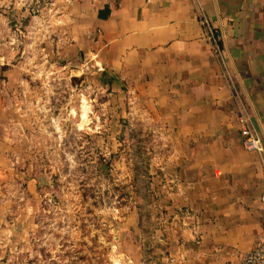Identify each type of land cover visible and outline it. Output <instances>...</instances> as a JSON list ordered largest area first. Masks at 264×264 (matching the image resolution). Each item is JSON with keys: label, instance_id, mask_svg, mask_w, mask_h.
<instances>
[{"label": "rangeland", "instance_id": "rangeland-1", "mask_svg": "<svg viewBox=\"0 0 264 264\" xmlns=\"http://www.w3.org/2000/svg\"><path fill=\"white\" fill-rule=\"evenodd\" d=\"M70 1L0 0V264H158L157 129L64 55Z\"/></svg>", "mask_w": 264, "mask_h": 264}, {"label": "crops", "instance_id": "crops-1", "mask_svg": "<svg viewBox=\"0 0 264 264\" xmlns=\"http://www.w3.org/2000/svg\"><path fill=\"white\" fill-rule=\"evenodd\" d=\"M200 1L222 33L227 70L264 144V0ZM65 7L64 55L93 61L109 76L100 84L118 102L140 104L157 129L158 264H239L261 232L264 185L256 153L241 146L229 88L201 38L192 4L71 0ZM4 58L0 92L16 70ZM8 155L0 133V167Z\"/></svg>", "mask_w": 264, "mask_h": 264}, {"label": "built area", "instance_id": "built-area-1", "mask_svg": "<svg viewBox=\"0 0 264 264\" xmlns=\"http://www.w3.org/2000/svg\"><path fill=\"white\" fill-rule=\"evenodd\" d=\"M194 8L195 21L199 24L201 38L206 44L210 56L213 57L223 72L225 83L229 88V96L234 105V121L241 139V146L244 150L253 151L257 155V161L262 174L264 185V144L258 131L245 94L240 90L227 70L226 60L223 56L222 33L212 24L206 15L200 0H188ZM161 169V168H160ZM264 187V186H263ZM261 207V232L254 239L250 250L242 254L239 264H264V189L259 197Z\"/></svg>", "mask_w": 264, "mask_h": 264}, {"label": "trees", "instance_id": "trees-1", "mask_svg": "<svg viewBox=\"0 0 264 264\" xmlns=\"http://www.w3.org/2000/svg\"><path fill=\"white\" fill-rule=\"evenodd\" d=\"M105 12H106V10H104V11L99 10L98 14L101 15V16H104Z\"/></svg>", "mask_w": 264, "mask_h": 264}]
</instances>
